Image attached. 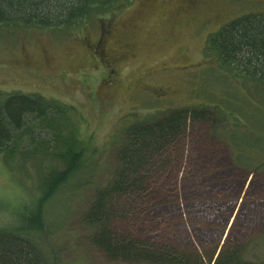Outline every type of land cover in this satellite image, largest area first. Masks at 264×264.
<instances>
[{
  "label": "rangeland",
  "instance_id": "obj_1",
  "mask_svg": "<svg viewBox=\"0 0 264 264\" xmlns=\"http://www.w3.org/2000/svg\"><path fill=\"white\" fill-rule=\"evenodd\" d=\"M255 12L264 13V0H135L64 36L0 25V98L17 92L66 104L62 137L74 135L82 148L80 169L47 202L46 229L34 235L50 264H147L110 259L85 218L119 168L125 130L181 108L206 109L205 117L137 196L117 202L114 231L193 264L214 263L223 248L237 249V264H264V88L206 49L212 34ZM34 119L24 153L10 163L0 153V230L19 226L44 173L62 167L52 157L61 143Z\"/></svg>",
  "mask_w": 264,
  "mask_h": 264
},
{
  "label": "trees",
  "instance_id": "obj_2",
  "mask_svg": "<svg viewBox=\"0 0 264 264\" xmlns=\"http://www.w3.org/2000/svg\"><path fill=\"white\" fill-rule=\"evenodd\" d=\"M134 1L0 0V25L43 29L64 36L95 20L121 13ZM206 49L208 55L215 56L221 67L234 76L254 85L258 91L264 88V13H249L230 21L208 38ZM0 100V153L9 160L8 163L11 158L24 153L21 145L30 128L26 121L32 116L56 136L57 145L61 143L52 157L62 164L61 168L52 166L44 173L40 196L19 226L14 230H0V264H50L34 235L43 234L46 229L44 207L47 202L75 176L82 164V148L77 138L72 134L62 137V132L70 126V108L40 95L17 92L8 93ZM205 111L171 110L160 118L125 130L123 149L118 155L119 168L108 187L99 191L85 218L97 228L94 243L110 259L138 260L147 264H193L185 254L174 255L172 251L123 238L114 231L112 224L120 215L117 202L137 196L145 188L153 169L161 159L169 156L190 123L202 121ZM37 169L41 171L40 166ZM238 253L235 248H223L212 264H237Z\"/></svg>",
  "mask_w": 264,
  "mask_h": 264
},
{
  "label": "flooded vegetation",
  "instance_id": "obj_3",
  "mask_svg": "<svg viewBox=\"0 0 264 264\" xmlns=\"http://www.w3.org/2000/svg\"><path fill=\"white\" fill-rule=\"evenodd\" d=\"M193 2V1H192Z\"/></svg>",
  "mask_w": 264,
  "mask_h": 264
}]
</instances>
